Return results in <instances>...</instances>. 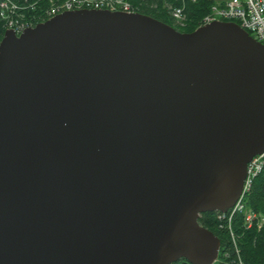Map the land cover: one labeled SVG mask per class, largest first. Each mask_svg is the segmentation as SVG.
<instances>
[{
	"label": "water",
	"instance_id": "obj_1",
	"mask_svg": "<svg viewBox=\"0 0 264 264\" xmlns=\"http://www.w3.org/2000/svg\"><path fill=\"white\" fill-rule=\"evenodd\" d=\"M264 153V43L65 10L0 40V264H211L199 223Z\"/></svg>",
	"mask_w": 264,
	"mask_h": 264
},
{
	"label": "built area",
	"instance_id": "obj_2",
	"mask_svg": "<svg viewBox=\"0 0 264 264\" xmlns=\"http://www.w3.org/2000/svg\"><path fill=\"white\" fill-rule=\"evenodd\" d=\"M187 0H180L181 5L169 7L170 13L179 25L185 24V3ZM195 2L196 0H190ZM26 7L18 5L12 0H0V20L4 29H10L16 34H20L24 29L33 27L38 18L36 16L27 17L23 10ZM81 8L108 9L111 11H134L128 0H49V5L44 11L45 19L65 10ZM214 20H225L236 22L245 29L257 41L264 43V0H222L210 6L209 12L203 16L199 25L209 23ZM263 154L254 156L247 164V173L244 180L243 190L239 199L227 212H218L219 220L228 217L227 227L231 238L233 253L229 250L221 251L211 264H250L245 262L239 250L237 236L231 229V218L235 213L242 215V226L246 229L256 227L259 229L264 223V216L246 206L244 196L249 191L252 180L260 172L263 165ZM221 248V246H220Z\"/></svg>",
	"mask_w": 264,
	"mask_h": 264
},
{
	"label": "trees",
	"instance_id": "obj_3",
	"mask_svg": "<svg viewBox=\"0 0 264 264\" xmlns=\"http://www.w3.org/2000/svg\"><path fill=\"white\" fill-rule=\"evenodd\" d=\"M18 5L26 7L23 13L27 16H36L37 23L45 21L44 11L49 5V0H12ZM132 9L143 14L150 15L169 25L174 26L182 32H190L199 26L201 19L206 15L210 6L214 3L212 0H196L192 2L187 0L185 3V24L179 26L173 19L170 8L180 6V0H128ZM36 23V24H37ZM5 29L0 20V40ZM246 206L261 213L264 216V157L260 172L252 180L249 191L244 196ZM217 211L202 213L199 217V223L213 231L221 241V251L229 250L233 253L229 229L227 227L228 217L219 220ZM242 215L235 213L231 218V229L237 236V242L240 253L245 262L250 264H264V223L257 229L256 227L244 228L242 226ZM180 264H189L186 260ZM177 263V262H175ZM173 263V264H175Z\"/></svg>",
	"mask_w": 264,
	"mask_h": 264
},
{
	"label": "flooded vegetation",
	"instance_id": "obj_4",
	"mask_svg": "<svg viewBox=\"0 0 264 264\" xmlns=\"http://www.w3.org/2000/svg\"><path fill=\"white\" fill-rule=\"evenodd\" d=\"M183 261L182 259L178 260L175 264H180V262Z\"/></svg>",
	"mask_w": 264,
	"mask_h": 264
},
{
	"label": "crops",
	"instance_id": "obj_5",
	"mask_svg": "<svg viewBox=\"0 0 264 264\" xmlns=\"http://www.w3.org/2000/svg\"><path fill=\"white\" fill-rule=\"evenodd\" d=\"M212 1L215 3V2H220V1H222V0H212Z\"/></svg>",
	"mask_w": 264,
	"mask_h": 264
},
{
	"label": "rangeland",
	"instance_id": "obj_6",
	"mask_svg": "<svg viewBox=\"0 0 264 264\" xmlns=\"http://www.w3.org/2000/svg\"><path fill=\"white\" fill-rule=\"evenodd\" d=\"M179 26H183V25H179Z\"/></svg>",
	"mask_w": 264,
	"mask_h": 264
}]
</instances>
